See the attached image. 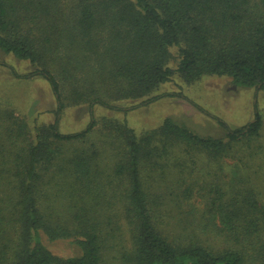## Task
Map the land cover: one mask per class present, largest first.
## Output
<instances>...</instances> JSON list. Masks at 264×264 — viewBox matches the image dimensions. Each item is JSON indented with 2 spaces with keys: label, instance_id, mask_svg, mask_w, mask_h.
Returning <instances> with one entry per match:
<instances>
[{
  "label": "trees",
  "instance_id": "trees-1",
  "mask_svg": "<svg viewBox=\"0 0 264 264\" xmlns=\"http://www.w3.org/2000/svg\"><path fill=\"white\" fill-rule=\"evenodd\" d=\"M0 52L56 101L50 123L0 102V264H264L259 114L213 137L94 111L155 100L175 75L264 89V0H0ZM82 105L91 123L62 133Z\"/></svg>",
  "mask_w": 264,
  "mask_h": 264
},
{
  "label": "rangeland",
  "instance_id": "rangeland-1",
  "mask_svg": "<svg viewBox=\"0 0 264 264\" xmlns=\"http://www.w3.org/2000/svg\"><path fill=\"white\" fill-rule=\"evenodd\" d=\"M174 53L170 60L172 67L176 64ZM12 69L19 74L30 71L26 63L0 52V102L10 104L18 114L25 115L30 121L36 118L41 123H50L56 101L48 83L39 78L17 79L12 76ZM155 96L158 97L145 104L114 102L116 110L95 106V117L125 121L138 133L156 129L165 118L170 117L200 136L213 137L225 135L220 121L230 129H237L255 120L259 114L264 126V89L236 88L225 77L207 76L197 82L186 83L175 75L159 88ZM89 123L87 105L69 107L62 113L59 129L62 133H75L84 130ZM150 184L154 185L151 178L148 181ZM52 250L63 256H68L72 251L65 241L52 245Z\"/></svg>",
  "mask_w": 264,
  "mask_h": 264
}]
</instances>
